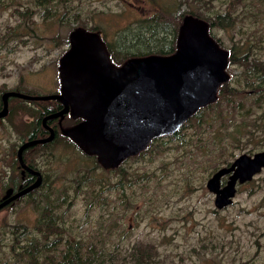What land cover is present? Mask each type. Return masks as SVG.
Returning <instances> with one entry per match:
<instances>
[{
  "label": "rangeland",
  "instance_id": "obj_1",
  "mask_svg": "<svg viewBox=\"0 0 264 264\" xmlns=\"http://www.w3.org/2000/svg\"><path fill=\"white\" fill-rule=\"evenodd\" d=\"M46 1L0 0V100L12 90L58 91L59 66L77 31L100 29L120 65L131 54L167 51L185 15L207 22L232 55L230 84L172 144L157 143L118 169L99 166L60 136L38 159L48 179L40 195L0 212L1 262L264 264V170L236 186L222 207L208 188L215 173L240 156L264 151V0ZM143 10L154 21L130 38V52L123 44L137 32ZM160 12L174 17L166 20ZM45 110L44 104L11 100L0 124V151L9 164L23 139L37 133ZM38 219L51 224L50 233L39 230Z\"/></svg>",
  "mask_w": 264,
  "mask_h": 264
},
{
  "label": "water",
  "instance_id": "obj_2",
  "mask_svg": "<svg viewBox=\"0 0 264 264\" xmlns=\"http://www.w3.org/2000/svg\"><path fill=\"white\" fill-rule=\"evenodd\" d=\"M180 25L178 50L173 55L132 58L119 68L112 63L99 34L75 32L71 49L61 63L63 95L7 92L0 120L8 118L11 98L60 100L83 119L72 132L73 138L103 166H116L138 155L151 140L174 133L200 109L216 102L220 87L228 81V53L211 37L207 22L186 16ZM263 169L264 151L242 155L229 168L216 172L208 188L218 195L217 205H228L236 186L251 182ZM226 175H230L228 187L222 189ZM38 186L36 182L1 203L0 210ZM14 192L10 190L9 194Z\"/></svg>",
  "mask_w": 264,
  "mask_h": 264
},
{
  "label": "flooded vegetation",
  "instance_id": "obj_3",
  "mask_svg": "<svg viewBox=\"0 0 264 264\" xmlns=\"http://www.w3.org/2000/svg\"><path fill=\"white\" fill-rule=\"evenodd\" d=\"M46 3L49 5L51 3V0H47ZM160 9L162 10V7H160ZM138 10L142 11L141 8H138ZM143 12L145 13L144 18L141 19L140 21H138L137 23H135V30H137V32H135V31L131 32L130 37L126 38L127 42L123 44V48L130 51V52H133V50H134L133 47H135L134 40L132 42V39H130V38H134V37L138 36V34L141 31L147 32L146 28L148 27L149 24H152V22L154 21L153 16H148L146 14L145 10H143ZM161 14H163V12H160V16H162ZM173 17L174 16L171 15V18H173ZM164 18L166 20H168L169 16L164 17ZM172 28H170V30ZM99 30L100 29L93 30V31L87 30V31L99 34L101 37V40L103 41V43L106 47V50L110 54V48H109L108 42H106L105 38L102 36V33ZM209 32H210L211 37L214 39V37L211 34V30H209ZM179 35H180V29H179V32H178L176 38L173 41L168 42V50L167 51H160V50H157L155 48L156 53L148 54V53L144 52L141 54H131L130 57L127 60H125L122 64L118 65L117 63H114V62L113 63L116 64L115 66L119 68V67H122L126 62H128L132 58H143V57H149V56H171L178 50ZM119 38L120 37H117V38H115V40L119 39ZM215 41L217 42L219 47L222 48L221 45L219 44V42L217 40H215ZM71 43H72L71 39L68 38L67 51H66L67 53L71 49ZM245 59L248 60V58H245ZM111 60L113 61L112 58H111ZM231 60H232V55L230 53H228V67L231 64ZM61 68L62 67L60 64V66H59L60 89L58 91H53V92L48 91V93H46V95H41V94H37V93L31 92V91H25V90H22V91L12 90V91L19 92V93L25 94L27 96H43V97L53 96V95L61 96V95H63V90L65 89L64 84H63V80H62V74L60 72ZM227 68H226V70H227ZM226 70H225V73H226ZM257 79L259 80L260 76H258ZM225 84H230V83L227 81ZM12 91H7V92H12ZM7 92H5V93H7ZM219 92H220V89L218 91L217 100L219 99V96H220ZM5 93H3L1 96L0 111L3 109V96ZM13 99H16V98H11L9 100V108H10V102ZM17 100H20V101H23V102L29 103V104H34V105L44 104L47 107V110H45L44 112H41L40 118L37 120V133H33V131H32V133L29 134L26 139H23V142L20 144V146L16 147V149L12 153L11 157L13 159V162H11L9 164L8 155L6 153H3L2 151H0V204L5 202L6 200H9L13 196H15L17 193L23 191L24 189L33 185L36 182L39 183V186L34 191H32L26 195H23V196L19 197L18 199L12 201L9 205H7L3 209H1L0 212L7 210V208L12 206L13 204H16V203H18L24 199L33 200L34 198H36L37 196L40 195L39 190L44 186L45 183H47L46 180H48V179H47V175L45 174V170H44L45 168L40 163H38V159L42 158L45 154H47L46 149L50 148L51 146H54L60 140V138H61L60 136L67 138L69 140V143L73 147H75L76 149L78 148L83 153H86L72 136V132L75 129H77L81 123H83V119L80 117H77L73 113L72 107L70 105L66 106L65 104H63V101H60V100H58V101L50 100V101H40V102L26 101L24 99H19V98H17ZM217 100H216V102H217ZM216 102H214L211 105L216 104ZM211 105H208L206 107H209ZM206 107L200 109L197 113H195L190 119H188L184 124H182L174 133L164 134L162 136L154 138L153 140H151V142L149 143L147 148L144 149L143 151H141L140 153H138V155L129 157L128 159L122 161L120 164L114 166L113 168L118 169L122 164L128 162V160L134 159V158L140 156L142 153L150 151L151 148H153L155 146V144H157V143L161 144L164 140H168L166 142L172 144L174 142L173 138H177L178 134L180 133V131L182 130L184 125L187 124L192 119H194ZM66 109L69 110L68 113H66V114L60 113V111L66 110ZM4 120L5 119H1L0 124ZM27 130H30L29 126L27 127ZM33 140H35L34 142H36V143L33 145L27 146V144H29V142H31ZM86 156L91 157V158H96L98 165L103 166L99 162L97 156L89 155L87 153H86ZM36 173L39 174V176L36 175ZM226 177L230 178V176H226ZM4 181L6 183H4ZM56 182H57V180H53V182L50 185L52 187V190L57 192L60 188L57 186H53V184H56ZM10 190L11 191L14 190L15 192L10 195L9 194ZM46 212H48V210H46ZM41 219L37 220V223L39 225L38 226L39 230L44 231L45 233H50L51 224H45L44 220H41ZM29 239H30V237L27 236L25 240H29ZM20 242H24V241H20ZM18 244H17V246H18ZM0 264H3L1 262V260H0Z\"/></svg>",
  "mask_w": 264,
  "mask_h": 264
},
{
  "label": "trees",
  "instance_id": "obj_4",
  "mask_svg": "<svg viewBox=\"0 0 264 264\" xmlns=\"http://www.w3.org/2000/svg\"><path fill=\"white\" fill-rule=\"evenodd\" d=\"M161 15L164 16V17H168L167 14H165V13H163V14H161ZM185 16H187V15H185ZM185 16H184V17H185ZM184 17H183V18H184ZM169 19H171V16H169ZM172 19H173V18H172ZM227 89H228L227 84L222 85L221 88H220V92H219L220 95H221V93L224 94V93L226 92Z\"/></svg>",
  "mask_w": 264,
  "mask_h": 264
}]
</instances>
